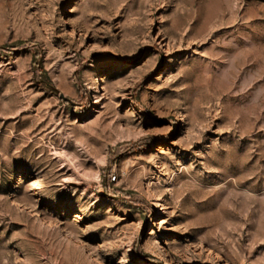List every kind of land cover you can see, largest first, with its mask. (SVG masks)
Listing matches in <instances>:
<instances>
[{
    "label": "rangeland",
    "instance_id": "374dc122",
    "mask_svg": "<svg viewBox=\"0 0 264 264\" xmlns=\"http://www.w3.org/2000/svg\"><path fill=\"white\" fill-rule=\"evenodd\" d=\"M0 264H264V0H0Z\"/></svg>",
    "mask_w": 264,
    "mask_h": 264
}]
</instances>
